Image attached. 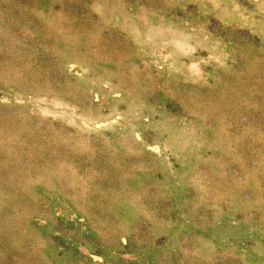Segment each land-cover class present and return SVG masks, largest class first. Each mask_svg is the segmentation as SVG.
Here are the masks:
<instances>
[{
    "label": "rangeland",
    "instance_id": "obj_1",
    "mask_svg": "<svg viewBox=\"0 0 264 264\" xmlns=\"http://www.w3.org/2000/svg\"><path fill=\"white\" fill-rule=\"evenodd\" d=\"M0 264H264V0H0Z\"/></svg>",
    "mask_w": 264,
    "mask_h": 264
}]
</instances>
